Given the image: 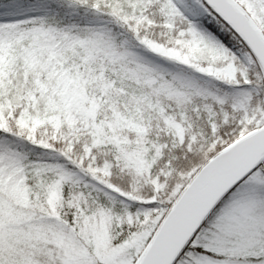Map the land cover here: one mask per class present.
Returning <instances> with one entry per match:
<instances>
[{
    "label": "snow or ice",
    "instance_id": "1",
    "mask_svg": "<svg viewBox=\"0 0 264 264\" xmlns=\"http://www.w3.org/2000/svg\"><path fill=\"white\" fill-rule=\"evenodd\" d=\"M0 264H264V0H0Z\"/></svg>",
    "mask_w": 264,
    "mask_h": 264
}]
</instances>
